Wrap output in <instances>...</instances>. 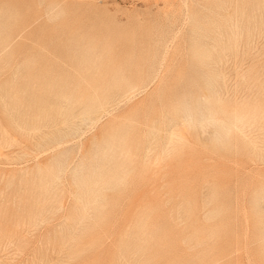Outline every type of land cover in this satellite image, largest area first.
<instances>
[{
    "label": "rangeland",
    "instance_id": "rangeland-1",
    "mask_svg": "<svg viewBox=\"0 0 264 264\" xmlns=\"http://www.w3.org/2000/svg\"><path fill=\"white\" fill-rule=\"evenodd\" d=\"M0 264H264V0H0Z\"/></svg>",
    "mask_w": 264,
    "mask_h": 264
},
{
    "label": "bare ground",
    "instance_id": "bare-ground-1",
    "mask_svg": "<svg viewBox=\"0 0 264 264\" xmlns=\"http://www.w3.org/2000/svg\"><path fill=\"white\" fill-rule=\"evenodd\" d=\"M216 34H217V33H216ZM223 74H224V73H223ZM44 120H45V119H44ZM47 122H48V121H47ZM47 122H46V123H47ZM60 124H61V123H60ZM22 130H23V129H22ZM172 135H173V134H172ZM165 146H166V145H165ZM254 148H255V147H254Z\"/></svg>",
    "mask_w": 264,
    "mask_h": 264
}]
</instances>
